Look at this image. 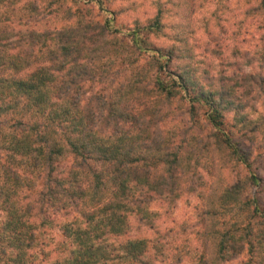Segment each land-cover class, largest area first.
I'll return each instance as SVG.
<instances>
[{"label":"trees","instance_id":"16d2710c","mask_svg":"<svg viewBox=\"0 0 264 264\" xmlns=\"http://www.w3.org/2000/svg\"><path fill=\"white\" fill-rule=\"evenodd\" d=\"M8 6L0 7V264H37L39 220L53 209L65 217L64 255L56 264H149L143 261L147 240L131 237L132 220L155 228L158 201L171 206L184 194L192 142L206 147L193 128L182 143L172 132L167 139L155 130L150 120L157 104L174 100L185 104L182 116L196 125L204 116L199 127L218 152L249 173L220 199L219 209L230 210L228 220L220 224L212 205L204 235L215 259L229 262L247 253L245 264L264 263V203L246 196L247 187L260 189L263 178L236 140L237 122L245 118L238 119L236 100L223 92L216 98L197 91L192 70L178 64V49L149 44L155 28L161 30L160 15L122 34L112 19L84 21L79 6L67 16L69 25L44 29L37 27L45 19L37 3L23 4L18 15L11 0ZM257 10L264 16V0ZM16 21L25 29L14 28ZM147 54L150 68L140 65ZM260 57L264 62V51ZM121 75L106 96L95 93ZM101 99L105 105L97 109ZM232 109L236 116L227 122ZM68 157L72 166L63 169ZM206 258L194 264H209Z\"/></svg>","mask_w":264,"mask_h":264},{"label":"rangeland","instance_id":"374dc122","mask_svg":"<svg viewBox=\"0 0 264 264\" xmlns=\"http://www.w3.org/2000/svg\"><path fill=\"white\" fill-rule=\"evenodd\" d=\"M8 1L0 0L4 11L9 9ZM95 1L98 0H79L78 4L75 0H11L17 9L15 15L23 4L37 3L41 9L40 18H45L37 24L40 29H44L45 24L51 28L69 25L65 20L78 6L83 10L84 15L79 14V17L84 21L112 19V24L122 34L150 24L160 15L161 30L155 28L149 44L163 50L178 49L177 54L181 57L178 64L187 65L192 70L198 81L197 91L214 92L216 98L220 96L219 92H223L236 100L234 107H239L241 112L238 119L245 118L242 125L237 122L241 132L236 135V140L249 152L250 162L254 164L252 170L263 178L262 187H247L246 196H260L264 203V83L259 80L264 77V62L260 57L264 51V16L257 10L259 0H100V4ZM55 15L59 16L58 20L53 18ZM16 25L14 28L18 30L25 29L18 26L17 21ZM140 58V65L151 67L148 54ZM122 78L121 75L114 83L99 86L95 93L106 96ZM151 90L147 88L146 92ZM150 96L152 101L157 100L152 93ZM96 101L97 109L104 107L103 99ZM185 109V104L177 100L159 102L150 122L155 123V130L162 138L172 132L177 143H182L186 138L183 134L193 128L195 138L204 139L202 146L206 147L202 149L201 143L192 142L194 155L181 183L185 187L184 194L171 206L158 201L154 209L159 217L153 229L133 219L131 237L147 240L148 252L143 261L149 264H194L205 254L209 264H245L250 258L247 253L229 262L215 259L212 245L204 234L207 233L208 220L213 218L209 215L213 204L216 205L215 211L218 210L215 219L220 224L229 219L227 213L230 210L219 209L220 199L238 181H246L249 173L229 154L218 152L214 142L207 138L206 131L199 127H204L205 117L201 116L196 125L186 115L182 116ZM229 113L227 122L236 116L234 109ZM252 130L255 133L247 136V131ZM72 162V157H68L60 166L65 169L72 166ZM55 211L49 210L47 215L40 217L34 252L37 264H56L63 258L65 238L60 232V223L65 217ZM254 262L264 264L256 259Z\"/></svg>","mask_w":264,"mask_h":264}]
</instances>
